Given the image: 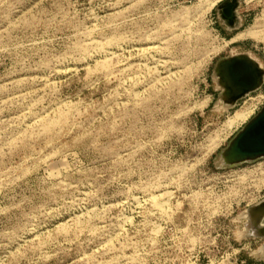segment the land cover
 Instances as JSON below:
<instances>
[{
    "label": "rangeland",
    "instance_id": "1",
    "mask_svg": "<svg viewBox=\"0 0 264 264\" xmlns=\"http://www.w3.org/2000/svg\"><path fill=\"white\" fill-rule=\"evenodd\" d=\"M224 1L0 0V264H264V158L214 167L251 104L213 74H264V0Z\"/></svg>",
    "mask_w": 264,
    "mask_h": 264
},
{
    "label": "water",
    "instance_id": "2",
    "mask_svg": "<svg viewBox=\"0 0 264 264\" xmlns=\"http://www.w3.org/2000/svg\"><path fill=\"white\" fill-rule=\"evenodd\" d=\"M237 5L238 0H225L220 5L219 15L225 24H233ZM213 74L220 85V95L233 104L257 90L264 77L256 61L246 53L219 58L213 66ZM260 158H264V105L219 150L214 167L228 168ZM248 212L253 215L260 212L258 219L264 216V198L251 206ZM247 236L264 238V228L255 223L254 230Z\"/></svg>",
    "mask_w": 264,
    "mask_h": 264
},
{
    "label": "built area",
    "instance_id": "3",
    "mask_svg": "<svg viewBox=\"0 0 264 264\" xmlns=\"http://www.w3.org/2000/svg\"><path fill=\"white\" fill-rule=\"evenodd\" d=\"M264 79V77H263ZM244 97H246V100L243 101V103L245 102H249L251 104V110L248 114V116L246 117L245 120H243L241 123H239L237 126L233 127L223 138L224 141H226L231 135L234 134V132H236L239 127H242V125L244 123H246L253 115H255L258 110L264 105V94L263 93H258L255 96H251L250 93H248L247 95H245ZM225 170V169H224ZM229 170V172L233 173V174H239L242 173L243 175H245L246 169H240L238 168V170H235L234 168L232 169H227ZM242 171V172H240ZM248 173V172H247ZM240 264H245V261L241 260Z\"/></svg>",
    "mask_w": 264,
    "mask_h": 264
},
{
    "label": "bare ground",
    "instance_id": "4",
    "mask_svg": "<svg viewBox=\"0 0 264 264\" xmlns=\"http://www.w3.org/2000/svg\"><path fill=\"white\" fill-rule=\"evenodd\" d=\"M215 78V77H214ZM217 80V79H216ZM217 83V82H216ZM219 85V84H218ZM222 96V95H221ZM225 103V102H224ZM246 113L245 111L241 110V111H238L235 113V118L236 119H244V117L246 116ZM260 214V213H259ZM259 220V219H258ZM253 224V223H252ZM254 227V226H253ZM264 227V226H263ZM254 229H252L251 231H248V234L251 233ZM262 251V254H264V248L261 249ZM261 254V255H262Z\"/></svg>",
    "mask_w": 264,
    "mask_h": 264
},
{
    "label": "crops",
    "instance_id": "5",
    "mask_svg": "<svg viewBox=\"0 0 264 264\" xmlns=\"http://www.w3.org/2000/svg\"><path fill=\"white\" fill-rule=\"evenodd\" d=\"M238 19H239V23L242 24L243 21L246 19L244 16L243 17H240V16H237ZM246 21V20H245Z\"/></svg>",
    "mask_w": 264,
    "mask_h": 264
}]
</instances>
